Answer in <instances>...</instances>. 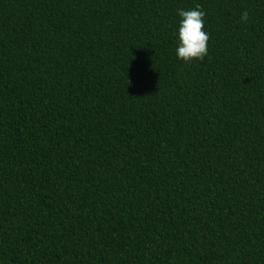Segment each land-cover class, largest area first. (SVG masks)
Wrapping results in <instances>:
<instances>
[{"label": "trees", "instance_id": "1", "mask_svg": "<svg viewBox=\"0 0 264 264\" xmlns=\"http://www.w3.org/2000/svg\"><path fill=\"white\" fill-rule=\"evenodd\" d=\"M0 264H264V0H0Z\"/></svg>", "mask_w": 264, "mask_h": 264}, {"label": "clouds", "instance_id": "2", "mask_svg": "<svg viewBox=\"0 0 264 264\" xmlns=\"http://www.w3.org/2000/svg\"><path fill=\"white\" fill-rule=\"evenodd\" d=\"M178 16L181 19L178 28L177 58L185 65H192L195 61L202 62L209 54L208 41L210 39L209 34L204 30L205 11L200 4H196L191 9H179ZM249 19V13L247 11L242 12L241 23H247Z\"/></svg>", "mask_w": 264, "mask_h": 264}]
</instances>
